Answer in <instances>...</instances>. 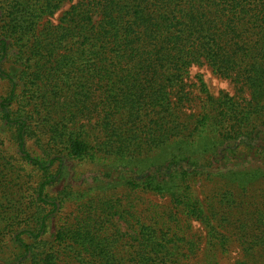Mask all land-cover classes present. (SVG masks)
Segmentation results:
<instances>
[{
    "label": "trees",
    "instance_id": "trees-1",
    "mask_svg": "<svg viewBox=\"0 0 264 264\" xmlns=\"http://www.w3.org/2000/svg\"><path fill=\"white\" fill-rule=\"evenodd\" d=\"M234 249L264 264V0H0V264Z\"/></svg>",
    "mask_w": 264,
    "mask_h": 264
},
{
    "label": "rangeland",
    "instance_id": "rangeland-1",
    "mask_svg": "<svg viewBox=\"0 0 264 264\" xmlns=\"http://www.w3.org/2000/svg\"><path fill=\"white\" fill-rule=\"evenodd\" d=\"M70 3H65L62 8L57 11V13L52 17L53 22H57L58 18L61 16L62 12L69 7ZM202 78L206 84L207 91L212 94H218L220 91L229 92L231 95L236 97H240L241 99H248V92H240L236 86V84L230 79L219 76L215 74L212 69L206 64H195L191 67V73L189 77V83L191 85L192 90L196 95L202 96L199 86V78ZM206 190V184H200L197 188V191L200 196L204 195ZM156 200V198H154ZM73 207H67V211H71ZM196 230L202 233L199 224H196ZM240 252L237 249H234L231 253L226 255H220L219 264H234L236 259L239 257Z\"/></svg>",
    "mask_w": 264,
    "mask_h": 264
}]
</instances>
